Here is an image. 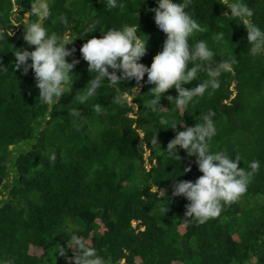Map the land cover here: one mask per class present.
<instances>
[{"label":"trees","instance_id":"16d2710c","mask_svg":"<svg viewBox=\"0 0 264 264\" xmlns=\"http://www.w3.org/2000/svg\"><path fill=\"white\" fill-rule=\"evenodd\" d=\"M31 2L0 0V61L8 68L0 74V196L8 194L0 200V264H69L72 234L97 249L105 264H264V55L248 54L246 26L223 15L230 10L216 0H192L187 10L204 31L194 33L190 42L204 40L217 62L235 63L231 72L221 74L217 90L197 98L184 113L174 111L166 98L177 95L175 88L161 97L166 108L153 113L144 81L133 104H114L116 90L105 84L80 105L74 97L92 79L80 53L87 39L137 23L138 35L147 41L140 62L151 67L166 34L154 22L156 0H123L122 11H109L101 0H52L57 22L49 17L46 27L71 42L67 47L75 51L66 59L80 62L73 69L72 90L49 108L39 102L34 72L14 68L13 51L34 49L23 39ZM244 2L254 10L251 22L264 30V0ZM219 32L226 43L213 39ZM122 83V92L136 84ZM96 104L101 114L93 111ZM209 109L217 128L210 150L239 156L245 170L252 161L259 168L237 202L224 206L218 218L198 224L185 217L189 202L172 196V186L203 173L186 150L180 149V161L167 157L176 129L158 121L182 123L177 129L185 130L202 122L200 114ZM53 152L54 164L49 162ZM155 185L157 193L151 191ZM161 190L167 196H158ZM36 247L44 249L43 255L32 251ZM62 248L66 256L60 255ZM49 254L55 255L53 262Z\"/></svg>","mask_w":264,"mask_h":264},{"label":"clouds","instance_id":"9594fccd","mask_svg":"<svg viewBox=\"0 0 264 264\" xmlns=\"http://www.w3.org/2000/svg\"><path fill=\"white\" fill-rule=\"evenodd\" d=\"M51 2L52 0H32L31 9L28 11L30 20L24 23L23 39L28 46H34V49L30 51L28 48H19L13 51L16 57L14 68L22 69L25 74L30 69L34 72L35 86L39 89V102L49 108L58 104V100L72 90L73 69L80 62L78 59H73L72 62L66 59L75 51L67 47L71 42L63 36L50 33L46 27L49 17L53 18L52 24L57 22L51 11ZM216 2L230 10V13L225 12L223 15L246 26L248 54L253 57L264 55V30L251 22L254 10L244 0ZM101 3L109 11H122L125 7L123 0H101ZM156 3L158 7L152 10L155 13L154 22L159 31L166 34V39L162 51L154 58L151 67L140 62L147 53V41L138 35L140 29L137 23L108 29L101 37L93 36L80 48L92 79L82 91L76 93L74 100L77 103L86 104L107 84L116 90L112 102L124 106L136 98L140 93L138 86L144 81L150 86V108L153 113H159L166 108L161 105L160 100L172 88L176 89L177 95H168L166 98L174 105V111L184 113L197 98L206 93L211 94L220 87L219 77L223 72H231L235 61L217 62L214 59V51L206 41L190 42L194 33L204 31L187 10L192 0H156ZM58 19L67 24L65 16L61 15ZM85 31L91 32V26ZM10 35L11 32L8 36ZM213 39L226 43L223 32L215 34ZM7 71V66L0 61V74H6ZM201 73L206 76L205 79H201ZM132 80H135V86L122 92L119 85ZM194 80L202 82L191 88L183 87ZM93 111L101 114V106L94 105ZM79 114L78 111L72 112V115ZM214 116L215 112L209 109L208 112L200 114L202 122L198 121L195 126H188L185 130L177 129V125L182 123L173 122L168 125V121L162 117L158 121V125L165 129H176L174 138L165 149L167 157L180 161V149L186 150L189 157H196L195 163L203 173L195 181H177L172 186V196H183L189 202L186 205L185 217L195 220L198 224L218 218L224 206L237 202L247 192L248 185L259 168V163L252 161L248 165L249 170H245L239 166V156L231 158L224 152L210 150L209 142L217 134ZM139 135L142 137L143 133ZM154 143H158L157 138ZM55 160L56 155L53 152L49 156V162L54 164ZM190 170L188 168L184 171ZM151 191L157 193V186H153ZM164 195L167 196V193L163 190L158 194ZM67 247L74 253L67 257L69 264H105L98 250L79 235L72 234L67 240ZM60 255L66 256L64 248Z\"/></svg>","mask_w":264,"mask_h":264},{"label":"rangeland","instance_id":"374dc122","mask_svg":"<svg viewBox=\"0 0 264 264\" xmlns=\"http://www.w3.org/2000/svg\"><path fill=\"white\" fill-rule=\"evenodd\" d=\"M18 12V11H17ZM29 19V13L28 14H26L25 16H24V20L25 21H27ZM141 90V88H139V91ZM131 103L133 104V100L131 101ZM148 154H149V152L147 153V156H148ZM8 198V194L7 193H4L3 195H1L0 196V200L2 199V198ZM184 229V225L182 226V228H181V230H183ZM33 252H35V253H37V254H39V255H43V253H44V249L43 248H41V247H36V248H33V250H32ZM54 257H55V255H53V254H49L48 255V258H52V261L51 262H53V260H54ZM255 260L256 259H253V262H255ZM45 264H50V263H45ZM177 264H179V263H177Z\"/></svg>","mask_w":264,"mask_h":264}]
</instances>
